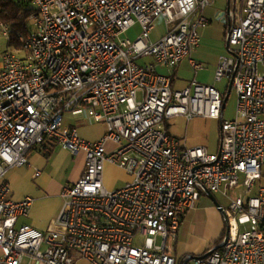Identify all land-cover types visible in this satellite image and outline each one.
<instances>
[{"label":"built area","instance_id":"1","mask_svg":"<svg viewBox=\"0 0 264 264\" xmlns=\"http://www.w3.org/2000/svg\"><path fill=\"white\" fill-rule=\"evenodd\" d=\"M215 1L32 0L33 30L19 36L25 56L8 52L0 62V264H264V187L251 196L264 179V0H243L239 19L232 11L217 67L215 82L233 83L234 120L225 119L226 91L197 80L177 91L158 72L186 59L202 68L191 55ZM160 18L166 34L154 42ZM136 25L139 38L122 39ZM0 30L9 38L8 25ZM68 117L104 124L106 133L88 142ZM180 117L220 121V152L172 137L167 124ZM48 141L85 155V166L45 233L20 224L33 199H9L6 178ZM109 143L119 148L108 153ZM107 165L131 180L107 189ZM218 193L230 200L218 207L228 238L177 261L169 241L183 217Z\"/></svg>","mask_w":264,"mask_h":264},{"label":"rangeland","instance_id":"2","mask_svg":"<svg viewBox=\"0 0 264 264\" xmlns=\"http://www.w3.org/2000/svg\"><path fill=\"white\" fill-rule=\"evenodd\" d=\"M228 1L229 0H216L211 7L207 8V13H212V16L210 18L211 24L206 26L207 28H201H205L204 30L200 29V37L202 40L200 48L198 50L200 59H194L204 65L205 71L202 70V72H199L198 75H201V77L205 78L206 81H202L200 79L199 81L202 84L215 86L221 92L226 91V89L228 88L229 81L227 79H224L222 82L216 83L215 75L217 71V65H219L221 58L228 54V30L225 24L217 20L216 14L218 10L226 9L228 7ZM231 2L232 5L231 3L230 5L236 12L235 15L239 19L243 0H231ZM29 29L33 30V26L31 24L29 25ZM165 34V20L163 18H160L155 22V30L152 33V40L154 42H157ZM140 35V26L136 25L131 28L128 33L123 35L122 39H129L134 42L139 38ZM7 42V38L3 36L0 30V62L8 52L13 53L9 51ZM159 71L163 73L162 69H159ZM192 76L194 77V72H192ZM236 104L237 96L235 92L232 91L226 105L225 119L227 121H232L235 119ZM66 121L68 123V119H66ZM83 123L79 122V126L80 124H83V126H78V128L81 137L84 138L86 141L96 142L104 137L106 133L105 126L101 124L89 125L85 122ZM168 129L172 137L180 139L189 148L202 147L206 149L207 152L210 154H218L220 151L222 130L221 123L218 120L207 119L204 117H196L188 121L187 119L183 118L171 123ZM56 147L57 148L55 154L49 161V165L46 168V171L50 174L52 179L54 178L62 185L60 192V198L62 201L60 206H63L64 199L62 198V194L65 190L73 186L72 184H68V181L78 170L80 164H82L84 156L82 154L79 159L78 157L74 156L70 151L64 149L62 146L57 144ZM118 148L119 146L114 143H109L106 146V150L108 151V153H112ZM33 154L40 161V163L32 161L30 165L37 166L39 170H43L41 166L43 163L46 162V157L48 156V153L43 149V147H37L34 149ZM127 180L128 179L125 177V175L121 172L119 168H113L111 166L106 167V172L104 173V183L107 188L109 187L110 183L114 184L115 189L122 188L131 179L129 181ZM261 187H264V179L259 180L255 183L251 196L257 195ZM238 192L239 191L236 190L235 194H237ZM213 196L220 206L224 207L225 209H229L230 200L228 198H226L221 193L214 194ZM11 198L12 197L10 196L9 199ZM56 202V198H51L48 201H41L39 204L36 205L34 211H32L30 218H20V224H27L30 220H32L33 222L46 223L57 207ZM196 210L198 211V216L202 217V219H195V221L190 222L186 226V233L178 237L177 240H175V238L170 240L169 243L171 245L172 242L173 247L175 246V244L179 245L180 250H185L189 246L193 245L200 246L199 252L197 253V255H194L196 257H199L202 256L207 249L215 246L216 240L220 238L221 235H223L224 233L226 234L227 224L224 219L225 224H223L220 228H215L214 223L217 218L214 214V211H218L217 213H220L223 218L224 215L215 205L213 200L209 199L207 195H204L201 198V201L198 202ZM31 226H33V228H35L36 230L41 231L40 229H37L34 225ZM49 231L50 229L45 233H48ZM42 232H44V230ZM160 243L161 239H159V244Z\"/></svg>","mask_w":264,"mask_h":264},{"label":"crops","instance_id":"3","mask_svg":"<svg viewBox=\"0 0 264 264\" xmlns=\"http://www.w3.org/2000/svg\"><path fill=\"white\" fill-rule=\"evenodd\" d=\"M230 3L232 5L231 1H230ZM227 8L217 11V14H216L217 20H220V22H222L221 20L223 19V14L227 12ZM231 10L234 12L232 6H231ZM207 11L208 10H206L205 16H206V18L209 20V22L211 24L210 18L212 16V13L208 14ZM225 25H226V28L228 30L229 26L227 24H225ZM205 28H207V27H205ZM205 28H203V29L200 28V29L204 30ZM200 29L198 31L199 35H200ZM154 30H153V32H154ZM201 42H202V40H201ZM199 48H200V46L193 51V53L191 55V59L192 60H194L195 58H199L200 59L199 52H198ZM227 50H228V48H227ZM194 61H196V60H194ZM196 63H198L202 67L198 71H195L192 68L191 63H190V59H186L177 69H170V68H162V67H160V68H158V72L160 74H162V75L172 77V80H173L172 87H173V89L177 90V91H180V90H183V89L187 88L193 80H198L199 81V79H200L202 81H204V80L206 81L205 78L201 77V75H198L199 72H202V70L205 71L204 70V65L202 63H200V62H197V61H196ZM217 67H218V65H217ZM159 69H162L163 73H161L159 71ZM165 71H167V72H165ZM192 72H194V77L192 76ZM180 119H183V117L175 118V119H172L171 121H169V123L167 124V128L169 127V125L171 123L175 122L176 120H180ZM79 122L83 123V121H81V120L77 121V120H74L71 117H68V123L66 121V123L68 125L76 126L77 129H78V132H79V128H78ZM83 124H80L79 127L83 126ZM101 125L105 126L104 124H101ZM168 131H169V129H168ZM56 148L53 150V152L51 154L49 153V150H45L43 148L48 153V156L46 157V162L43 163L42 166H41L43 170H39V168L37 166L30 165V163L32 161L40 163V161L33 154L34 150H32L29 153V155H28L29 165L26 166V167L15 168V169L10 170L8 175H7V178H6V181L9 184L10 189H11V193H10V196L12 197L11 199H13L14 201H17V202L22 201V200H24L26 198L33 199V206L31 208L30 214L28 215L27 218H30V215H31L32 211H34V209L36 208V205L39 204L41 201H48L51 198H56L57 199V202H56L57 203V207L53 211L52 216L49 218V220L46 223L33 222L32 220L28 221V223H27L29 225H34L37 229H40L41 231L44 230V232L48 231L49 229L52 230L55 227V222L57 221V219H58V217H59V215H60V213L62 211V208H63V206H60L61 201H62L61 198H60V192H61L62 185H61V183L56 181L54 178L52 179L50 174L47 173V171H46V168L49 165V161L52 159V157L55 154ZM81 156H82V154H80V155H78L76 157H78L80 159ZM83 156H84V159L82 160V164H80L78 170L69 179L68 184H72L73 185L80 179V177H81V175L83 173V170H84V166H85V155H83ZM107 166H110V165H107ZM111 167L117 168V167H114V166H111ZM105 172H106V168H105ZM121 172L128 179L127 181H129L131 179L130 176L125 171L121 170ZM104 185H105V183H104ZM107 189L114 190L115 189L114 188V184L110 183V185H109V187ZM200 201H201V199H200ZM196 209H197V207L194 210L189 211L183 217V219L181 221V226H180L178 234L175 237H172L170 240H172L174 238H175V240H177L178 237H180L183 234H185L186 233V226L190 222L195 221V219H202V217L198 216V213H197L198 211ZM217 212L214 211V214H215V216L217 218V220L214 223V226H215V228L216 227L220 228L223 224H225L224 223V219L225 218H223L222 215L220 213H217ZM218 239L215 242L216 243L215 246L218 245V243H217ZM211 248L207 249L206 252L203 255H205ZM199 249H200V246L193 245V246H189L185 250H182V249L180 250L179 249V245L175 244V246L173 247L172 246V242H171V245H170V253L177 261H181L184 257L189 256V255L190 256L197 255V253L199 252Z\"/></svg>","mask_w":264,"mask_h":264},{"label":"trees","instance_id":"4","mask_svg":"<svg viewBox=\"0 0 264 264\" xmlns=\"http://www.w3.org/2000/svg\"><path fill=\"white\" fill-rule=\"evenodd\" d=\"M35 12L32 0H0V23L8 25L11 33L7 38L9 51L24 57L23 46L20 43L19 36L30 32L29 17ZM228 89L226 90V94ZM57 144L48 141L45 145L51 154ZM225 233L221 235L217 243H221L225 238Z\"/></svg>","mask_w":264,"mask_h":264},{"label":"water","instance_id":"5","mask_svg":"<svg viewBox=\"0 0 264 264\" xmlns=\"http://www.w3.org/2000/svg\"><path fill=\"white\" fill-rule=\"evenodd\" d=\"M230 1L231 0L228 1L229 2V5H228V8H227V12L223 14V19L221 20L222 23L227 24L229 27L231 26V23H232V17H231L232 10H231V6H230ZM218 21H220V20H218ZM227 47H228V45H227ZM232 89H233V83H232V80H231L230 83H229V85H228V92H227V94L225 96L224 107L226 106V104H227V102H228V100L230 98V95L232 93ZM209 198L213 200V202L215 203V205L217 207L220 206L218 204V202L215 200V198H214L213 195L209 194ZM228 236H229V229H227L226 238H228Z\"/></svg>","mask_w":264,"mask_h":264}]
</instances>
